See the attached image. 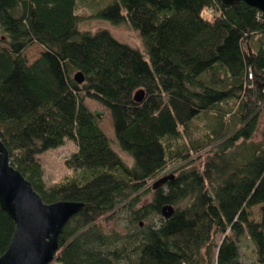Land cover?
<instances>
[{"label":"trees","instance_id":"1","mask_svg":"<svg viewBox=\"0 0 264 264\" xmlns=\"http://www.w3.org/2000/svg\"><path fill=\"white\" fill-rule=\"evenodd\" d=\"M76 7L0 0V140L45 203L84 205L64 226L54 261L264 264V14L219 0H114L89 16ZM89 18L129 26L147 59L107 30L82 31ZM34 44L43 51L29 64L24 52ZM87 99L109 112L132 166ZM65 140L76 145L64 160L74 173L47 188L37 157ZM167 170L174 179L152 190ZM128 200L132 228L105 234L100 222ZM256 206L261 222L252 219ZM13 227L0 211V256ZM244 239L253 246L248 263Z\"/></svg>","mask_w":264,"mask_h":264},{"label":"water","instance_id":"2","mask_svg":"<svg viewBox=\"0 0 264 264\" xmlns=\"http://www.w3.org/2000/svg\"><path fill=\"white\" fill-rule=\"evenodd\" d=\"M219 1L224 5L244 2L264 14V0ZM73 80L82 84L84 77L77 72ZM142 98V91L135 93V101L141 102ZM94 113L99 119V112ZM174 177L167 174L158 178L153 182L152 190H157ZM83 206V203L75 201L45 203L32 184L10 164L8 151L0 140V211L5 212L14 224L9 245L0 256V264L52 263L64 226Z\"/></svg>","mask_w":264,"mask_h":264},{"label":"rangeland","instance_id":"3","mask_svg":"<svg viewBox=\"0 0 264 264\" xmlns=\"http://www.w3.org/2000/svg\"><path fill=\"white\" fill-rule=\"evenodd\" d=\"M113 1L114 0H76L77 7L75 9V13L81 16H89L92 14H96L98 11H100L101 9H103ZM80 29L82 31H90L92 33L99 30H107L118 41L129 45L130 47L140 51L142 54L145 55L144 46L142 44L141 38L139 37L137 32H135L125 24L119 26H113L111 23L105 20L89 18L80 25ZM42 51L43 50L39 45L34 44L25 50L24 56L27 62L30 64L40 56ZM85 102L93 112L95 111L99 112L100 118L98 119V122L103 132L110 140L111 148L117 153V155L121 158L124 164H126L128 167L132 166L131 157L128 154L121 151L116 143L109 112L94 101L87 99ZM75 151H76V145L74 144V142L70 140H65L62 146H59L54 149H49L48 151L37 157L43 170V180L47 188L63 180L64 178L69 177L71 173L72 174L74 173L73 170H69L65 167L64 160ZM196 165L197 162H195L192 165V167ZM169 173H171L170 170H167V172L161 176H165L166 174ZM152 196H153V191L151 190L146 194L142 195L139 205L142 206L148 203L151 200ZM128 204H129V200L119 202L116 207L114 218L109 221L100 222L101 230L105 234L112 235L114 232L124 234L128 229L132 228V224L129 218L131 212L128 210L129 207ZM251 211H252V219L255 222H261L262 220L261 206L253 207ZM151 222L152 223L157 222V219L155 218L152 221L149 220L143 221L141 227H146L150 225ZM216 241L217 242L219 241V236L217 237ZM252 250H253V246L250 243V241L244 239L242 241L241 254H242V260L245 263L251 261L253 257ZM50 264H59V263L53 261Z\"/></svg>","mask_w":264,"mask_h":264}]
</instances>
